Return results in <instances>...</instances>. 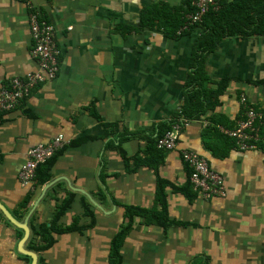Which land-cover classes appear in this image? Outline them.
I'll return each instance as SVG.
<instances>
[{
	"label": "crops",
	"instance_id": "1",
	"mask_svg": "<svg viewBox=\"0 0 264 264\" xmlns=\"http://www.w3.org/2000/svg\"><path fill=\"white\" fill-rule=\"evenodd\" d=\"M182 1L32 0L55 26L60 70L16 111L0 115V264H109L125 209L161 210L159 180L174 224L163 228L136 218L119 264H264V146L242 151L230 137L221 138L244 118L243 95L264 115V37L221 41L204 61L205 87L217 89L229 79L219 105L173 132L178 149L206 158L224 177L225 195L206 199L194 189L178 151L149 166L147 140L182 107L198 30L173 39L121 27L138 26L142 11L155 3L176 8ZM29 13L26 1L0 0V91L13 77L39 69ZM105 124L130 137L105 138ZM210 128L217 133L207 137ZM59 135L70 144L57 156L51 181L22 186L29 150ZM69 198L59 224L92 225L57 235L53 246L36 251L35 231L50 227Z\"/></svg>",
	"mask_w": 264,
	"mask_h": 264
},
{
	"label": "trees",
	"instance_id": "2",
	"mask_svg": "<svg viewBox=\"0 0 264 264\" xmlns=\"http://www.w3.org/2000/svg\"><path fill=\"white\" fill-rule=\"evenodd\" d=\"M22 1L25 2V0ZM51 1L52 0H48V2ZM193 1L194 0H183L181 5L176 8L170 7L167 3H155L146 7L142 11L138 26L132 27L122 25L121 27L125 30V32L136 30L141 33L145 30H157L162 32L165 36L173 39L178 36L191 35L192 32L198 30V35L193 39V48L189 63L190 73L187 76L185 84L187 90L183 96L182 107L174 115V121L171 119L168 123L159 124L157 135L153 138L150 137L147 140L148 146L146 155L154 164L149 165L151 167H155L163 161L164 153L166 151L156 147L157 141L166 132L172 131V126L177 123L178 118H184L188 122L191 120H197L206 112L216 109L219 105V98L226 89L229 79H223L222 82L218 84L219 87L217 89H209L205 87L207 84V81L205 82L204 78L206 75L204 71L205 58L215 51L223 39L228 37H264V0H219V10L217 12H208L202 17L199 23L197 22L190 25L187 29L180 31L187 21L186 17L195 12L192 8ZM41 16L46 19L42 13ZM42 85L43 83L41 86ZM39 87H35L34 90ZM26 99L27 98L23 101ZM23 101H21L20 105ZM212 122L215 123V125L222 124V122L216 120L215 117L212 118ZM104 129L105 138L109 136H118L119 140H125L130 137L128 133L118 132L116 125L113 124H105ZM207 132V137H209L210 133H217V130L215 128H210L206 131V133ZM221 138L228 141L229 136H226L225 134V136L221 135ZM229 139L232 138L230 137ZM232 140L235 141L234 139ZM65 148L66 147L59 150L50 160L38 167V185H45L51 181V171L56 158ZM225 152L222 153V156ZM134 162L146 164L145 160H142V163L139 159H134ZM164 187L165 183L162 180H159L157 183L156 201L161 204L160 211H157L156 209L147 210L136 207H127L125 209L124 217L126 219V223L120 228L111 241L109 264L120 263L121 246L123 245L124 239L132 228L136 218L142 219L147 224L159 225L163 228L174 224L173 222H169L164 209ZM189 187H192V185ZM72 199L73 198H69V200L66 199V202H63L60 205L55 219L50 227L43 226L39 230L35 231L34 234L37 238V242L40 243L39 246L35 247L36 251L45 250L53 246L56 243L57 235L81 231L92 225L90 224L82 227L79 226V222L77 221L68 226H62L59 224V220L63 216L64 212L71 207ZM85 209V214H89V209L86 206Z\"/></svg>",
	"mask_w": 264,
	"mask_h": 264
},
{
	"label": "built area",
	"instance_id": "3",
	"mask_svg": "<svg viewBox=\"0 0 264 264\" xmlns=\"http://www.w3.org/2000/svg\"><path fill=\"white\" fill-rule=\"evenodd\" d=\"M25 1L30 11L32 55L37 60L39 69L30 71L23 76H15L8 85L2 87L0 91V115L15 111L21 101L27 98L35 87L41 86L48 80L56 79L60 70L61 49L56 39L55 26L42 18L40 10L32 0ZM218 6L219 0H194L192 7L195 12L187 17L186 24L191 25L200 22L208 12L217 11ZM242 104L245 108L244 118L237 128L224 131V133L234 139L242 151L259 150L260 147L264 146V115L247 104L244 95ZM186 124V119L178 118L177 123L172 126V131L166 132L158 139L156 147L166 150L177 147L173 131L179 130L181 125ZM68 144L70 141L59 135L50 143L39 144L31 148L28 152L27 161L23 164L19 174L21 185L30 186L31 189L36 188L38 167L50 160ZM181 155L193 171L190 175V181L206 199L225 195L224 177L213 170L204 157L187 151H182Z\"/></svg>",
	"mask_w": 264,
	"mask_h": 264
},
{
	"label": "rangeland",
	"instance_id": "4",
	"mask_svg": "<svg viewBox=\"0 0 264 264\" xmlns=\"http://www.w3.org/2000/svg\"><path fill=\"white\" fill-rule=\"evenodd\" d=\"M240 123V122H239ZM180 131V129L179 130H176L175 132H179ZM159 149V148H158ZM161 150H165V151H178L179 152V155H180V157H181V159H182V161L187 165V167L190 169V174L193 172L192 170H191V168L188 166V164L183 160V158H182V155H181V153H182V151H187V152H190V153H193V154H195V155H197L195 152H193V151H190V150H187V149H178V147H174V148H172L171 150H166V149H161ZM200 156V155H199ZM20 176V175H19ZM190 183H192V181H190ZM192 185H193V187H194V189H196L195 188V185L192 183ZM197 190V189H196ZM198 191V190H197ZM200 192V191H199Z\"/></svg>",
	"mask_w": 264,
	"mask_h": 264
},
{
	"label": "water",
	"instance_id": "5",
	"mask_svg": "<svg viewBox=\"0 0 264 264\" xmlns=\"http://www.w3.org/2000/svg\"><path fill=\"white\" fill-rule=\"evenodd\" d=\"M2 211L4 212V214L7 216V218H8L10 221H12L14 224L18 225L19 227H21V225H20L17 221H15L14 218H13L12 216H10L9 213H6L4 210H2ZM21 228L25 229L26 232L28 233V229H27L25 226H24V227H21ZM25 238H26V237H25ZM32 256L34 257V255H32Z\"/></svg>",
	"mask_w": 264,
	"mask_h": 264
},
{
	"label": "bare ground",
	"instance_id": "6",
	"mask_svg": "<svg viewBox=\"0 0 264 264\" xmlns=\"http://www.w3.org/2000/svg\"><path fill=\"white\" fill-rule=\"evenodd\" d=\"M194 2V1H193ZM192 2V3H193ZM219 7V6H218ZM193 8V7H192ZM218 10H219V8H218ZM217 10V11H218ZM217 11H214V12H217ZM192 15V14H191ZM190 16V15H189ZM205 16V15H204ZM188 17V16H187ZM187 17H186V20H187ZM186 23H187V21H186ZM185 23V25L183 26V28H182V30H184V29H187L189 26H190V24H186ZM199 23V22H198ZM195 24V23H194ZM191 25H193V24H191ZM187 123H188V121H187ZM183 126H185V125H183ZM182 125H181V127H180V129L183 127ZM173 132H175V131H173ZM227 135V134H226ZM177 141V140H176ZM177 147H178V143H177ZM206 159V158H205ZM207 160V159H206Z\"/></svg>",
	"mask_w": 264,
	"mask_h": 264
}]
</instances>
